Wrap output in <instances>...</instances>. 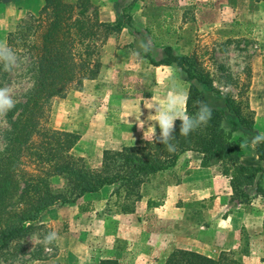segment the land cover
<instances>
[{"label": "crops", "instance_id": "crops-1", "mask_svg": "<svg viewBox=\"0 0 264 264\" xmlns=\"http://www.w3.org/2000/svg\"><path fill=\"white\" fill-rule=\"evenodd\" d=\"M191 1L163 4L160 17L156 11L161 6L154 2L143 7L135 3L130 9L133 26L123 27L102 45L99 75L94 80H85L84 93H81L84 95L79 94L85 97V102L78 104L71 99L76 94L71 93L67 108L60 110L56 117V127L77 133L78 127H73L72 120L78 109L83 108L85 134L79 131L82 136L74 152L79 154V145L85 143V146L101 147L103 153L160 136L157 112L172 97L179 113L184 115L192 84L205 89L203 104L223 109L226 106L223 92L217 94L206 90L196 80L189 81L186 73L175 65L155 66L152 61L164 58L165 48L171 47L177 54L193 56L195 60L202 57L208 60L215 55L214 63L219 60V54L240 42L239 37H250L256 40L251 45L255 49L249 51L246 47V55L233 59L237 63H233L232 68L227 66V70H232L225 72L228 78L233 76L230 82L219 84L215 79L218 67L207 66L212 87L220 91L229 88L237 91L245 73L250 75L247 102L254 115L255 131L246 137L240 161L262 170L254 185L245 189L249 197L244 199L239 191L233 190L232 177L222 173L221 161L215 159L211 165L203 166V154L184 152L173 168L162 172L171 174L175 182L168 184L160 204L153 196L144 195L134 212L113 209L114 185L81 197L74 206L84 210L76 214L85 219L83 254L70 249L68 254L62 255L60 248L53 264H166L177 249L214 260L224 257L235 264H264V197L257 192L258 186L264 190V161L257 155L261 142L253 143L254 137L264 133V1H253L254 4L251 0H237L234 4L217 0L214 4V0H200L201 4L196 5ZM33 3L34 0H24L22 11L32 15L40 13L45 2ZM189 5L196 15L193 39L185 33L184 13ZM222 10L230 12L229 19L224 20ZM239 12L241 20L236 17ZM221 27H239L236 30L239 35L218 39L216 32ZM228 55H225L226 60H229ZM143 65L145 70L141 69ZM104 78L107 87L101 84ZM145 93L149 97L141 103ZM233 96L238 99V93ZM147 107L152 109L147 110ZM231 118L236 120V117Z\"/></svg>", "mask_w": 264, "mask_h": 264}, {"label": "trees", "instance_id": "trees-1", "mask_svg": "<svg viewBox=\"0 0 264 264\" xmlns=\"http://www.w3.org/2000/svg\"><path fill=\"white\" fill-rule=\"evenodd\" d=\"M44 1L34 32L25 34V30H17L9 33L7 39L8 47L19 46L30 51L33 86L16 116L14 110L8 113L11 126L6 132V147L0 154V254L12 242L27 235L49 209L76 203L85 194L99 192L108 185L115 186L113 196L119 211L134 212L143 197L144 186L158 174L173 168L187 151L203 154V166L211 165L215 159L221 161L222 173L232 177L233 190L239 191L244 199L249 197L245 189L254 185L262 170L240 161L246 137L255 131L254 115L248 102L242 104L233 95L225 96V108H211L212 118L187 136L180 133L182 122L176 119L171 150L162 143L160 135L139 145L105 150L98 168L76 157L74 148L81 136L44 124L51 102L65 97L71 87L81 88L85 80L98 77L101 46L123 27H132L133 18L128 14L125 21L121 17L115 22L98 20L96 7L90 11L91 0ZM165 52L164 58L152 64L175 65L186 73L189 81L196 80L206 90L217 93L209 74L198 72L193 56L179 55L171 47H166ZM204 94V88L195 84L189 87L185 114L192 116L197 125L200 122L195 116L203 104ZM245 109L250 112L251 120L244 116ZM240 131L242 133L237 135ZM260 142L257 155L264 161V141ZM55 178L62 179L65 186L56 188ZM257 192L264 197L260 186ZM123 197L125 200L134 197L135 205L121 206ZM166 264L235 263L224 257L214 260L177 249Z\"/></svg>", "mask_w": 264, "mask_h": 264}, {"label": "rangeland", "instance_id": "rangeland-1", "mask_svg": "<svg viewBox=\"0 0 264 264\" xmlns=\"http://www.w3.org/2000/svg\"><path fill=\"white\" fill-rule=\"evenodd\" d=\"M23 1L24 0H0V44L8 46V34L11 32H16L17 30L22 29L26 31L25 34H29L34 32V30L38 27L40 13L32 15L29 12H23ZM37 1L38 0H34L33 4L36 5ZM68 1L76 2L77 0ZM181 1L183 2V0ZM202 1L207 2L209 0ZM253 1H255V3H259V1L261 2L264 0H251L250 2L254 3ZM152 2H154L156 6H161L158 7L156 11V13H158V16L160 17L162 15L161 13L163 4H174L175 2L179 3V0H91L90 11L93 10V7H96L95 9L97 12L98 20L115 22L121 17L122 20L125 21L127 15H131L130 9L131 7L133 9L135 3H138L139 6L143 7L144 4H150ZM187 2L190 3V0H187ZM191 2V4L195 5L201 4L200 0H193ZM216 2L217 0L213 1L214 4H216ZM230 2L236 4L237 0H229V3ZM79 9L80 8L77 7V11ZM150 13L153 14L155 12L150 11ZM220 13L222 17H224V20L229 19L230 12L222 10ZM240 14L241 13L239 12V14L236 15L239 20L242 19ZM184 15L187 23L185 33L191 36V39H193L192 35L195 31V26L193 27V22L195 20L196 15L192 5H189V7H187ZM233 16L234 15H232V17ZM237 29H239V27H221L217 29L216 36H218V39L223 40H225V38H228V36L230 35L237 36L239 35V33H237L238 31L236 32ZM237 40H239L240 42L238 44H234L233 49L228 48V50H225L224 52L219 54V60H215L214 63L212 59L215 58V55L212 59L209 58L208 60H205L204 57H202V60L196 59L198 65V72L206 74L207 72H209V70H207L209 65L215 67V69H217L218 67V75L215 76L216 81H218L219 84L227 81L230 82L233 76L230 75V77L228 78V76L225 75L226 71L231 70H227V66L228 68H232V64L237 63V61L233 62V59L240 58L237 56H244L246 55L248 50L254 51L255 49V47L251 45L254 44L256 40L250 37L249 39L239 37V39ZM246 47H248V50ZM11 49L16 53L17 60L15 65L9 70L3 69V65L0 64V87L10 88V94L16 98L15 107L12 109L14 110L16 116L19 111L18 108H20L19 106L25 102L26 96L33 86V80L31 75L32 67L30 51H27L26 49H23L19 46H14ZM231 52L233 54L228 55ZM203 54L204 50L202 51V55ZM225 55L229 56V60L225 59ZM206 56H208V54H206ZM204 64H206V66ZM219 67H221V69ZM141 69L145 70L144 65L141 66ZM221 72L224 74H221ZM106 77L109 78L107 75ZM249 77L250 75L246 72L243 79L240 80L238 86L239 88L237 91H234L229 88L223 91L217 90V94H221V92H223V94L227 96L235 95L238 93L237 101H241L242 104H247V88ZM107 83L108 82L105 78L102 79V86L104 85V87H107ZM83 88V86L81 88H76L75 86H73L70 88L69 92L66 94L65 97H57L53 99L44 120V124L46 127L58 129L55 123L56 117L59 114L60 110L63 111L64 108H67L66 103L69 100L68 98L71 93L77 95H75V97L71 99H74V101H76L78 104H82L85 102V97L83 96L82 98V96L79 95L81 93H84ZM148 97L149 96H146L145 93L142 96V99H140L142 101L141 103H143L145 99H148ZM148 109L152 108L147 107V110ZM8 113L9 111L4 115H0V154L4 151L6 147V132L11 126L10 119L8 118ZM243 114L247 120H251L250 112L247 109L244 110ZM72 125L73 127L74 125H76L78 127L77 129L85 134V111L83 108L78 109L77 116L74 117L72 120ZM228 127L230 128L231 124H228ZM79 131H77V133L82 136V134H80L81 132ZM77 150L80 151V153L78 154L74 152L75 156L82 157L84 159V162H86L88 166L92 168H98L101 165L103 157L101 147L97 149L88 145L85 146L84 143L80 144ZM171 182H175V178H173V176L171 177V174L161 173L154 177L149 183L144 186L143 196H153L154 198H156L155 201L160 204L168 191V184ZM53 183L56 188H63L65 186L64 181L60 178H55ZM133 198L134 197L125 200L123 197L120 205H124L126 206V208L133 207L135 205L133 203ZM115 200L112 203V207L113 209L116 208V210H119L120 207L117 205V202ZM74 204L75 203L66 204L63 206H56L45 212L39 219V221L36 223L34 228L27 235L12 242L9 247L6 248L0 254V264H53V259L59 255L60 248L62 249V255L68 254L70 252V249H74L82 255L83 253L81 249L85 247V219L81 218L79 215L76 214H80L84 210L78 209L74 206ZM51 231H54L57 234L56 239L51 243H43V237ZM70 246L71 248H69Z\"/></svg>", "mask_w": 264, "mask_h": 264}, {"label": "clouds", "instance_id": "clouds-1", "mask_svg": "<svg viewBox=\"0 0 264 264\" xmlns=\"http://www.w3.org/2000/svg\"><path fill=\"white\" fill-rule=\"evenodd\" d=\"M17 60L16 53L8 46L0 44V64L3 65V69H11ZM11 90L8 87H0V115L6 114L12 110L16 104V98L10 94ZM158 124L161 129L160 140L165 143L169 150L173 145L170 140L173 136L174 121L179 118L181 120L180 133L187 136L195 128L206 124L212 118V110L208 104H202L199 112L196 114L195 119L200 123L197 125L193 122V117L187 114L181 115L177 108L176 101L172 98H168L166 106L160 109L158 112ZM258 141H264V133L254 137L253 143ZM56 233L54 231L48 232L43 237V243H51L56 239Z\"/></svg>", "mask_w": 264, "mask_h": 264}]
</instances>
